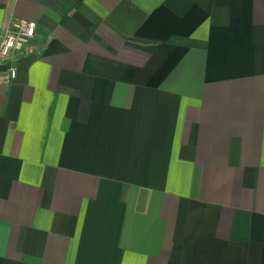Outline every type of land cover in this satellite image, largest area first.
Segmentation results:
<instances>
[{
  "label": "crops",
  "instance_id": "crops-1",
  "mask_svg": "<svg viewBox=\"0 0 264 264\" xmlns=\"http://www.w3.org/2000/svg\"><path fill=\"white\" fill-rule=\"evenodd\" d=\"M12 17L36 32L0 84V264H264V0Z\"/></svg>",
  "mask_w": 264,
  "mask_h": 264
},
{
  "label": "built area",
  "instance_id": "built-area-1",
  "mask_svg": "<svg viewBox=\"0 0 264 264\" xmlns=\"http://www.w3.org/2000/svg\"><path fill=\"white\" fill-rule=\"evenodd\" d=\"M36 24L32 21L12 17L0 38V62L8 64L0 73V84L7 85L16 78L15 55L22 52L34 38Z\"/></svg>",
  "mask_w": 264,
  "mask_h": 264
}]
</instances>
